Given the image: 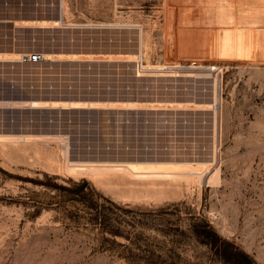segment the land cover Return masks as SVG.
<instances>
[{
  "label": "rangeland",
  "instance_id": "374dc122",
  "mask_svg": "<svg viewBox=\"0 0 264 264\" xmlns=\"http://www.w3.org/2000/svg\"><path fill=\"white\" fill-rule=\"evenodd\" d=\"M64 146L181 175L72 174ZM203 224L264 264V0H0V264H223Z\"/></svg>",
  "mask_w": 264,
  "mask_h": 264
},
{
  "label": "bare ground",
  "instance_id": "6f19581e",
  "mask_svg": "<svg viewBox=\"0 0 264 264\" xmlns=\"http://www.w3.org/2000/svg\"><path fill=\"white\" fill-rule=\"evenodd\" d=\"M60 7H61V10L63 11L62 1H61V4H60ZM130 57H133V56L132 55H128L126 57V59H124V60L125 61H129V62L130 61L132 62L133 61V58L131 59ZM61 59H62L61 57H57L56 58V60H61ZM19 61H20V59H19ZM216 95H218V94H216ZM216 95L214 97V101L213 102H217V104L216 103L214 104V105L217 106L218 103H219L218 102L219 99H218V96L216 97ZM24 101H22L23 102V105H25V106H27L29 108H42V107H45V104H43L42 102L37 101V100H31V101L24 100ZM20 102L19 101H16V102H13V103H20ZM134 102H136V101H134ZM128 103H130V102H128ZM139 103H141V102H139ZM153 103H155V102H153ZM160 103L161 102H159L158 104H160ZM108 104H109V102H108ZM102 105H103L102 103H100V102H94V101L93 102H91V101L90 102H84V101H78V100H70V101H65V102H50L49 106H46V107H51V108H55V107L57 108L58 107V108H61V109H102L103 108ZM149 105H147V106H149ZM214 105H210V106L212 107ZM136 106H137V104H136ZM13 107H15V106H13ZM150 107H152V106H150ZM131 108H133V107H131ZM136 108L137 107H135V109ZM17 137H21L23 139V141H25L26 140L25 138L27 136H25V135H18ZM53 137H55V136H53ZM60 137H61V135H60ZM65 138L66 137H64V139ZM65 141L62 140L61 144H65L66 142H68V141H66V142ZM66 146H68V145H66ZM64 148H66V149L63 150L62 154H63V156L65 157V159L67 161L66 166L68 168L67 169L65 167V169H66V171L69 170L72 174L73 173H77L78 175H80V174H87V175H92V176L96 177L97 174L99 175L100 171H102V174H103V171H106V172L109 171V172H119V173H122V174H126V175H129V177H131V178H165V177H169V178L171 177L172 178L175 175H181V173H178V172L176 173V172L169 171V168L159 167V165H163V163H160V162H142V161H137V160H131V161H129V160H127V161H125V160H123V161H118V160L117 161L116 160L115 161H112V160H108L107 161L106 160V161H102L99 158L97 159V157L95 159L94 158L92 159L89 156H84V158L81 157L83 160H78L79 158L77 157L76 158L77 160L76 161L75 160L73 161V160H71L68 157L69 154H68V151H67V147L64 146ZM69 152H71V151H69ZM93 155H94V153H93ZM185 164H187V165H199V163H192V164L191 163H185ZM215 170H217V168H215L214 171ZM215 173H217V171ZM187 174L193 175V174H196V173L195 172H189ZM214 175H216V174H214ZM182 176H184V175L182 174ZM212 177L214 178V176H212ZM212 177H211V179H212ZM216 177H217V175H216ZM214 180L216 181L215 178H214Z\"/></svg>",
  "mask_w": 264,
  "mask_h": 264
},
{
  "label": "trees",
  "instance_id": "16d2710c",
  "mask_svg": "<svg viewBox=\"0 0 264 264\" xmlns=\"http://www.w3.org/2000/svg\"><path fill=\"white\" fill-rule=\"evenodd\" d=\"M40 184L46 185L50 188L64 192L67 195L71 196V199L77 202H87L85 201V189L88 186L86 181L75 184L72 187H65L49 182H41ZM86 207L89 209H94L93 215L89 216L91 221H94V224L98 225L102 231H107L113 233L110 228H107V221L104 215L101 216V211L97 209L96 204L93 202H88ZM90 215V214H89ZM195 236L201 244L206 245L214 251V255L223 263V264H255L252 259L242 250H240L233 243L222 239L211 227L206 224L196 227L194 231Z\"/></svg>",
  "mask_w": 264,
  "mask_h": 264
},
{
  "label": "built area",
  "instance_id": "2783aa9c",
  "mask_svg": "<svg viewBox=\"0 0 264 264\" xmlns=\"http://www.w3.org/2000/svg\"><path fill=\"white\" fill-rule=\"evenodd\" d=\"M43 59H44V56L41 53L34 52L29 55H23L20 58V61L25 62V63H39Z\"/></svg>",
  "mask_w": 264,
  "mask_h": 264
}]
</instances>
